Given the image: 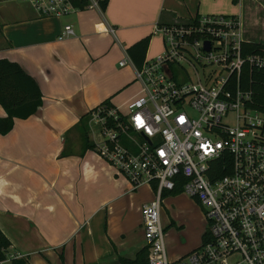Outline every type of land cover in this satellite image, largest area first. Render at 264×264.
Segmentation results:
<instances>
[{
    "label": "crops",
    "instance_id": "1",
    "mask_svg": "<svg viewBox=\"0 0 264 264\" xmlns=\"http://www.w3.org/2000/svg\"><path fill=\"white\" fill-rule=\"evenodd\" d=\"M263 9L264 0H107L103 8L50 17L24 0H0V57L18 62L41 93L30 115L0 133V230L9 240L1 264L19 255L30 264H119V255L133 257L145 245L141 208L154 187L132 188L97 153L87 112L104 99L125 110L138 95L126 47L151 34L145 58L161 52L155 23L204 13L239 14L243 22ZM64 24L71 33L58 38ZM244 27V37L256 41ZM160 218L170 260L178 244L189 252L201 241L203 208L185 192H164Z\"/></svg>",
    "mask_w": 264,
    "mask_h": 264
},
{
    "label": "built area",
    "instance_id": "2",
    "mask_svg": "<svg viewBox=\"0 0 264 264\" xmlns=\"http://www.w3.org/2000/svg\"><path fill=\"white\" fill-rule=\"evenodd\" d=\"M24 1L50 17L101 7L100 0ZM70 33L64 24L57 37ZM153 33L163 48L134 65L138 95L125 110L99 103L86 120L97 153L115 173L132 188L155 186L141 208L148 261L264 264V94L254 87H264V47L246 48L239 14L155 23ZM177 184L200 203L205 228L195 248L170 260L160 208Z\"/></svg>",
    "mask_w": 264,
    "mask_h": 264
},
{
    "label": "trees",
    "instance_id": "3",
    "mask_svg": "<svg viewBox=\"0 0 264 264\" xmlns=\"http://www.w3.org/2000/svg\"><path fill=\"white\" fill-rule=\"evenodd\" d=\"M84 0H75V3L82 6ZM107 0H100L101 8ZM151 34H147L126 47L127 54L135 66H140L145 59L147 47ZM248 50H258L264 47L260 41H248L245 43ZM262 79V77H261ZM260 81V80H259ZM254 87L260 95L264 94V87L257 82ZM257 92V91H256ZM259 99V98H258ZM261 100V99H259ZM41 103V93L34 78L28 74L18 62L0 57V106L4 110V115L0 116V133L7 132L13 123L14 118H25L30 115ZM100 103L110 104L108 99ZM263 105V99L260 101ZM88 114V112H87ZM86 114V115H87ZM85 136V132H84ZM87 141V137H84ZM153 187L154 184H153ZM181 191L179 184L169 192ZM9 240L0 230V264L6 258V249ZM148 247L144 245L139 248L133 257L119 255V264H150L148 261ZM9 264H30L25 256H11ZM175 264V262H171Z\"/></svg>",
    "mask_w": 264,
    "mask_h": 264
},
{
    "label": "rangeland",
    "instance_id": "4",
    "mask_svg": "<svg viewBox=\"0 0 264 264\" xmlns=\"http://www.w3.org/2000/svg\"><path fill=\"white\" fill-rule=\"evenodd\" d=\"M260 10H262V9L259 8V10L257 9L256 12H258ZM256 12L252 13V14L250 13V15L246 16L245 19L243 17V22H244L243 25L245 26L244 28H245V31H246L245 34L250 39L252 38V39H254L256 41L264 42V9L259 14H256ZM155 36L158 37L157 35H155ZM155 42L158 43L157 40ZM162 48H163V46H162V43H161V50H162ZM225 119L229 123L232 122V120H233L231 116H229L228 118H225ZM177 214L180 215V216H184L185 211L180 210V211H178ZM203 220H204V223H205L204 215H203ZM189 232H190V228L187 227L184 232H180L179 233L178 237L182 238L183 236H186V234H188ZM199 242H200V237L196 240L195 243L199 244ZM175 250H176L177 253H179L178 256L181 255L182 252L186 251L184 246H179V244L175 247ZM184 253H182V254H184ZM167 255H168V258H171L170 253H169L168 250H167Z\"/></svg>",
    "mask_w": 264,
    "mask_h": 264
}]
</instances>
